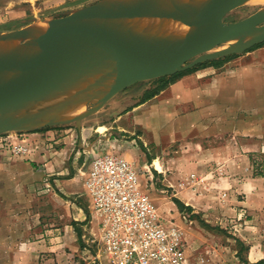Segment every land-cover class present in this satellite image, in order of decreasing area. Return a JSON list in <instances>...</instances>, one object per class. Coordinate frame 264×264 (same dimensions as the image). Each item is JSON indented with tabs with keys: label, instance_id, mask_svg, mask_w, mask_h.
Listing matches in <instances>:
<instances>
[{
	"label": "rangeland",
	"instance_id": "obj_1",
	"mask_svg": "<svg viewBox=\"0 0 264 264\" xmlns=\"http://www.w3.org/2000/svg\"><path fill=\"white\" fill-rule=\"evenodd\" d=\"M100 1L0 0V35L42 21L64 18ZM263 12L264 3L249 0L228 14L225 23ZM238 41H229L211 52L235 46ZM237 56L221 65L223 72H227L229 66L230 69L235 67L233 62L241 57L248 58L243 66H236L237 69L243 67L248 73L246 83L241 77L236 82L240 94L235 98L236 122L243 127L245 124L255 127L261 121L264 127V65H258L264 63V43ZM121 96L120 93L99 109L93 101L81 104L80 113L74 116L81 118L80 130L72 117L61 126L49 125L42 129H71L75 149L84 150L96 143L107 153L131 162L140 175L143 192L156 205L159 214L175 223L183 233L191 264L201 261L202 264H256L264 261V183L252 192L253 195L232 193L229 185L234 179L240 178V184H245L246 179L253 176L264 177V153L244 152L242 140L250 137L242 134L234 138V134L225 133L215 137L213 142L211 139L204 141L201 144L204 149L214 147L219 150L209 157L206 166L210 177L205 176L199 193L203 195V206L209 208L190 212L188 208L191 207L181 199L178 186L185 180L195 150L199 148L195 134H187V130L180 128L175 142L157 144L152 139V130L148 131L144 124L134 123L135 116L118 120L122 115L117 105ZM215 101L221 107H226L228 102L226 97ZM90 110L93 112L89 114ZM227 118L228 113L221 109L217 113H204L203 121L207 126L218 120L226 124ZM83 128L87 130L85 135L79 133ZM42 129L0 135V264H99L98 238L91 236L96 232V224L92 223L93 218L86 210L88 202L84 193L68 194L59 190L53 178L42 172L41 164L32 161L42 143L48 149H54V139L42 136L46 131L37 132ZM241 133L244 132L241 130ZM158 158L169 168L166 173L156 171L161 170L158 161H155L154 169L153 161ZM239 166L249 167L250 171L239 175ZM255 191L259 195L256 196ZM176 199L185 207H179ZM233 199L240 202V205H233L237 206L236 215L227 211ZM80 214L86 219L81 221Z\"/></svg>",
	"mask_w": 264,
	"mask_h": 264
},
{
	"label": "water",
	"instance_id": "obj_2",
	"mask_svg": "<svg viewBox=\"0 0 264 264\" xmlns=\"http://www.w3.org/2000/svg\"><path fill=\"white\" fill-rule=\"evenodd\" d=\"M248 1L206 0L195 13L189 14L161 0H134L117 8L105 6L106 0H102L64 18L52 19L47 30L28 40L33 52L29 59L17 62L0 58V74L12 76L0 84V135L61 126L72 118L80 130L81 118L74 116L56 122H39L50 116L65 115L86 101H93L99 109L136 84L170 77L207 61L239 55L264 43V12L225 23L228 14ZM137 18L181 22L189 27V33L179 42L154 47L84 26ZM27 28L1 34L0 41L21 36ZM248 34L256 36L244 42ZM235 39L239 40L235 46L211 52ZM108 68L112 70L111 81L99 95L83 97L73 92L83 77L96 78ZM88 90L83 89L84 93ZM62 94L70 96L63 103L54 101ZM31 103L37 106L36 112L17 113Z\"/></svg>",
	"mask_w": 264,
	"mask_h": 264
},
{
	"label": "crops",
	"instance_id": "obj_3",
	"mask_svg": "<svg viewBox=\"0 0 264 264\" xmlns=\"http://www.w3.org/2000/svg\"><path fill=\"white\" fill-rule=\"evenodd\" d=\"M255 1L263 3L260 2V0ZM247 59L248 58L244 57L239 58V60L233 62L232 64L235 66L233 68L234 70L230 69L232 67L229 66L227 72H223V67L220 66L207 67L184 75L183 77L170 83L158 95L144 103H141L143 95L148 90L155 88L157 85L153 81L149 84L139 83L121 92L122 96L121 98L119 97L117 101L118 108L122 114L118 117V120L124 121L127 117L130 118L132 115L135 116L136 119L134 120V123L137 125L144 124L148 131L152 130L154 135L152 139L157 144L166 145V143L170 144L171 142H175L180 128L181 130L182 128L187 130L188 132L185 131L187 134H195L196 146L199 148L195 150L193 163L189 166V172H187L185 180L178 186V188H180V192L182 193L181 199L185 201V205L190 206L194 212L205 211V209L209 208V206H203V195H199V193L204 185L203 179L205 176L206 178L210 177L206 166L209 161V157L214 156L219 152V150L214 147H209L207 149L201 147V144H203L204 141L210 142L208 139H211L213 142L215 137H221L225 133L228 135L234 134V138H236L238 134H242L246 137H250L249 140H242L241 146L242 148H245L244 152H248L250 154H254L256 152L264 153L263 123L260 121L259 126L253 127L245 124L243 127L237 124L234 114L237 111L235 98L237 95L240 96L236 89V82L241 77V81L243 80V82L246 83L248 74L246 70L242 69L243 67L237 69L236 66H243V64H245L244 61ZM258 65L262 67L264 63L259 62ZM103 74L104 70H102V73L96 77V81V78H88L87 76L83 77L77 83L76 89L73 92L76 91L83 97H94L99 95L103 91V86L105 84L104 79L101 78ZM82 81H84L85 84L87 83V87L84 86L85 84ZM244 86L246 87V85ZM84 88L89 89L87 93L85 92L86 94L82 90ZM92 90L94 91L92 92ZM90 92L94 94L91 95ZM67 94L58 95V98L54 99V101H57V103H63L64 99L68 96ZM243 95L245 96V91ZM225 97L228 100L226 107H221L219 104H215V100ZM52 103L53 102L50 104ZM48 105H44V108H47ZM129 108L132 109L129 110ZM221 109L228 113L226 124H223L220 120H218L216 122H211L208 126L205 125L203 121L204 113H217L220 112ZM72 111L75 115L80 113L81 105H75L69 109L65 115L59 116L58 120L60 121L64 117H73L74 114ZM241 130L244 133H241ZM79 133L81 135H85L87 130L83 128V130ZM42 136H51L52 139H54L52 145L54 146V149L50 150L46 145H44V143H42L39 145L40 150L32 156V161L41 164L40 169L42 172L47 173L49 177L53 178V182L59 190L68 194L84 193L88 202L86 210L93 218L92 223L96 224L94 227L96 232H92L91 236L93 235L94 239L96 237L97 240V238H99L98 221L94 218L90 208L89 199L85 190V181L93 159L97 155L107 153L106 149L104 147H99V144L97 145L96 143H93L90 147L84 148V150H81L80 148L75 149V136L71 129L61 128L49 130L43 132ZM150 136H152V134ZM79 147H81V145H79ZM248 160L250 162L249 158ZM155 161H158L161 166L160 171L156 169ZM152 165L158 173H164L169 170V168L161 162L160 158L154 160ZM242 167L243 166H239L238 168L239 175H246V171L249 172L250 168ZM246 181L247 182L245 184H240V178L229 181L231 192L245 194L250 193L253 195L252 192L264 183V177L253 176L250 179H246ZM175 190H177L176 187ZM255 192L256 196L259 195L258 191ZM233 205H240V202L233 199L232 206L229 209L227 208L230 215L237 214V206ZM79 217L81 221L86 219L84 214H80ZM40 249L42 251L44 250V247H40ZM97 259L99 264H110L108 258L101 255L99 250Z\"/></svg>",
	"mask_w": 264,
	"mask_h": 264
},
{
	"label": "built area",
	"instance_id": "obj_4",
	"mask_svg": "<svg viewBox=\"0 0 264 264\" xmlns=\"http://www.w3.org/2000/svg\"><path fill=\"white\" fill-rule=\"evenodd\" d=\"M85 190L98 221L99 253L110 264H191L183 233L159 214L131 162L116 154L97 155Z\"/></svg>",
	"mask_w": 264,
	"mask_h": 264
},
{
	"label": "bare ground",
	"instance_id": "obj_5",
	"mask_svg": "<svg viewBox=\"0 0 264 264\" xmlns=\"http://www.w3.org/2000/svg\"><path fill=\"white\" fill-rule=\"evenodd\" d=\"M132 1L134 0H106L105 6L111 7V8H117V7L127 5L128 3ZM161 1L171 8L182 9L189 14L195 13V11L206 2V0H161ZM260 2L264 3V0H260ZM49 22L50 21L48 22L42 21V22L30 25L26 29L23 35L0 41V58H6V59L17 61V62H21L26 59H29L32 56L33 52L31 48L29 47V45L27 44L28 40L36 37L37 35L47 30L49 27ZM84 26L92 27L94 29L101 30L104 32L119 34L138 44H144V45H149V46H154V47H160L163 45L179 42L185 39V37L189 33V27L181 22L167 21V20H162V19H152V18H137V19L125 21L122 23H116V24L91 25L87 23V24H84ZM255 36L256 34H248L244 38V42L249 41ZM111 77H112V70L109 68L104 70V74L103 76H101V78L104 79V82H105L103 86V91L109 86ZM10 78H12L10 74L1 73L0 74V84L9 80ZM96 80L97 78L95 79V81ZM82 82L84 83V81ZM86 85L87 83L84 86ZM93 88H94V85H93ZM93 91L94 90H92V92ZM93 94L91 93V95ZM36 111H37V106L31 103L30 105H28L27 109H23L17 113L24 114V113H28V112L30 113V112H36ZM58 118L59 116H56V115L50 116L44 120H41L39 124L45 122L46 120L48 122H56Z\"/></svg>",
	"mask_w": 264,
	"mask_h": 264
},
{
	"label": "trees",
	"instance_id": "obj_6",
	"mask_svg": "<svg viewBox=\"0 0 264 264\" xmlns=\"http://www.w3.org/2000/svg\"><path fill=\"white\" fill-rule=\"evenodd\" d=\"M263 44V43H262ZM262 44H259V45H256L254 47H252L251 49L247 50V52H250V51H253L259 47L262 46ZM238 57L237 55H231V56H228V57H225V58H221V59H218V60H213V61H207V62H204V63H201V64H198L197 66L191 68V69H188L186 71H183V72H180V73H177L173 76H170V77H165V78H161L159 80H155L153 81L157 86L153 89H150L148 90L142 97L141 99V103H144L146 102L147 100L155 97L156 95H158L162 90H164L170 83L174 82L175 80L183 77L184 75H187V74H190V73H193V72H196L200 69H204V68H207V67H220L225 61H229L231 59H234ZM52 128H45V129H42V130H38L37 132H41V131H48V130H51ZM175 203L179 206V207H185L184 204L182 202H180L179 200H175ZM188 210L190 212H192V208H188ZM80 236V234H79ZM256 264H264V261H259L257 262Z\"/></svg>",
	"mask_w": 264,
	"mask_h": 264
}]
</instances>
